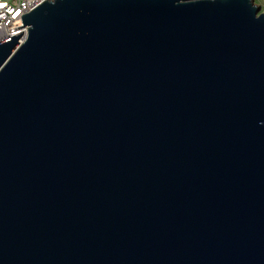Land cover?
I'll return each mask as SVG.
<instances>
[{"label": "water", "instance_id": "1", "mask_svg": "<svg viewBox=\"0 0 264 264\" xmlns=\"http://www.w3.org/2000/svg\"><path fill=\"white\" fill-rule=\"evenodd\" d=\"M0 42V264H264V13L54 0Z\"/></svg>", "mask_w": 264, "mask_h": 264}, {"label": "built area", "instance_id": "2", "mask_svg": "<svg viewBox=\"0 0 264 264\" xmlns=\"http://www.w3.org/2000/svg\"><path fill=\"white\" fill-rule=\"evenodd\" d=\"M45 1L54 0H0V42L22 32L19 42H24L30 26L24 23L23 16Z\"/></svg>", "mask_w": 264, "mask_h": 264}, {"label": "rangeland", "instance_id": "3", "mask_svg": "<svg viewBox=\"0 0 264 264\" xmlns=\"http://www.w3.org/2000/svg\"><path fill=\"white\" fill-rule=\"evenodd\" d=\"M254 5L260 9V13H264V0H252Z\"/></svg>", "mask_w": 264, "mask_h": 264}]
</instances>
